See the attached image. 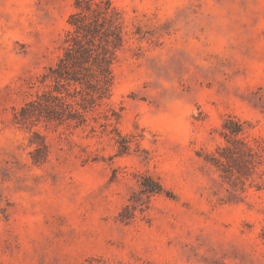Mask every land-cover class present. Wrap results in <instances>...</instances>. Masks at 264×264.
<instances>
[{"label":"rangeland","instance_id":"374dc122","mask_svg":"<svg viewBox=\"0 0 264 264\" xmlns=\"http://www.w3.org/2000/svg\"><path fill=\"white\" fill-rule=\"evenodd\" d=\"M111 1L89 101L77 0H0V264H264V0Z\"/></svg>","mask_w":264,"mask_h":264},{"label":"trees","instance_id":"16d2710c","mask_svg":"<svg viewBox=\"0 0 264 264\" xmlns=\"http://www.w3.org/2000/svg\"><path fill=\"white\" fill-rule=\"evenodd\" d=\"M68 22L71 28L66 33L64 53L46 77L68 89L83 91L94 101L107 90L117 49L123 43L120 11L111 0H77Z\"/></svg>","mask_w":264,"mask_h":264}]
</instances>
